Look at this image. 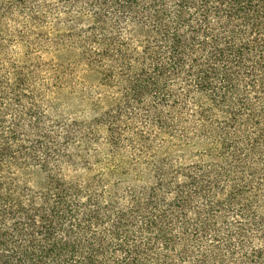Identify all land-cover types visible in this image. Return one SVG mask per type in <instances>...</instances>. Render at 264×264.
Masks as SVG:
<instances>
[{
    "label": "trees",
    "instance_id": "obj_1",
    "mask_svg": "<svg viewBox=\"0 0 264 264\" xmlns=\"http://www.w3.org/2000/svg\"><path fill=\"white\" fill-rule=\"evenodd\" d=\"M55 1L113 113L135 106L210 165L151 161L124 192L66 176L70 135L12 113L34 77L0 48V264H264V0Z\"/></svg>",
    "mask_w": 264,
    "mask_h": 264
},
{
    "label": "rangeland",
    "instance_id": "obj_2",
    "mask_svg": "<svg viewBox=\"0 0 264 264\" xmlns=\"http://www.w3.org/2000/svg\"><path fill=\"white\" fill-rule=\"evenodd\" d=\"M85 28L55 0H0L4 58L11 62V73L34 77L28 81L32 94L21 107L11 104L12 113L34 106L42 131L59 138V144L70 135L69 151L78 172L65 170L66 176L106 178L124 192L149 184L146 167L151 161L182 169L199 160L210 165L200 157L204 144H187L173 130L160 131L135 106L130 112L122 106L119 117L113 113L120 97L94 74H86L82 62L79 41Z\"/></svg>",
    "mask_w": 264,
    "mask_h": 264
}]
</instances>
